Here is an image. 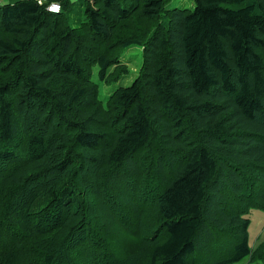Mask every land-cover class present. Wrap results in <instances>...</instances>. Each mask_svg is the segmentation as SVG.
I'll list each match as a JSON object with an SVG mask.
<instances>
[{
    "label": "trees",
    "instance_id": "1",
    "mask_svg": "<svg viewBox=\"0 0 264 264\" xmlns=\"http://www.w3.org/2000/svg\"><path fill=\"white\" fill-rule=\"evenodd\" d=\"M170 2L0 1V264H264V0Z\"/></svg>",
    "mask_w": 264,
    "mask_h": 264
},
{
    "label": "rangeland",
    "instance_id": "2",
    "mask_svg": "<svg viewBox=\"0 0 264 264\" xmlns=\"http://www.w3.org/2000/svg\"><path fill=\"white\" fill-rule=\"evenodd\" d=\"M0 1H9L13 2L15 0H0ZM44 0H40V2H43ZM72 2H76V10H84V0H71ZM80 3L81 5H78ZM225 6L236 9L238 7H241L240 5L237 4H225ZM168 9H173V8H184L187 9L188 11H191L193 9V4L192 0H171V2L167 6ZM80 18V16H79ZM141 49L140 48H129L126 53L125 57L126 60H130L127 63L128 69L131 71L130 74H128L125 78V80L122 82L121 85L123 86H129L133 80L135 79L136 76V71L138 69V65H140L141 62ZM124 58V57H123ZM100 93L101 95L105 96L108 94V88L106 87H100ZM250 217V226H249V245L250 246H256L257 244L264 242V210H258L254 209L251 211V214L249 215ZM239 264H249L246 261H243Z\"/></svg>",
    "mask_w": 264,
    "mask_h": 264
},
{
    "label": "built area",
    "instance_id": "3",
    "mask_svg": "<svg viewBox=\"0 0 264 264\" xmlns=\"http://www.w3.org/2000/svg\"><path fill=\"white\" fill-rule=\"evenodd\" d=\"M46 10L51 14H58L61 11V7L60 4L52 2L47 5Z\"/></svg>",
    "mask_w": 264,
    "mask_h": 264
}]
</instances>
